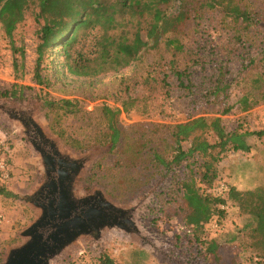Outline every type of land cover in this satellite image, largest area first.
<instances>
[{
  "label": "rangeland",
  "instance_id": "rangeland-1",
  "mask_svg": "<svg viewBox=\"0 0 264 264\" xmlns=\"http://www.w3.org/2000/svg\"><path fill=\"white\" fill-rule=\"evenodd\" d=\"M208 2L187 0L191 15L119 71L108 66L97 75H74L57 45L42 62L43 84L34 78L43 19L30 9L12 37L0 23V156L13 158V167L22 170L11 173L8 183L16 195L0 194V261L9 246L22 241L20 230L37 212L25 189L37 182L40 158L36 160L28 145L29 136L23 137L9 120L14 111L27 119L36 113L62 152L91 154L79 180L80 191L101 189L135 223L128 229L111 227L115 230L100 236L89 234L52 264H76L101 255L116 264H258L261 258L252 234L256 220L228 199V191L231 186L241 191L264 186V84L257 81L264 67V0H238L254 17L253 24L243 28ZM162 8L176 16L181 0ZM141 17L147 28L150 17ZM139 19L124 18L132 23ZM169 39L183 49L173 43L167 46ZM92 46L86 42L78 47L93 58ZM245 95L252 105L248 109H243ZM64 99L68 103H60ZM107 105L120 109L116 121L121 134L116 142L111 141L103 114ZM197 116H220L227 132L245 134L251 146L245 151L235 150L231 142L227 145L217 163L218 179L206 189L226 199L223 211L215 214L219 228L212 226L211 218L198 232L185 224L181 184L190 178L189 163L202 157L196 153L168 170L153 159V150L159 147L171 160L170 126ZM209 140L213 143L217 137L211 134ZM189 146V141L183 142L185 150ZM221 184L228 190H221ZM211 242L218 245L215 252L209 249Z\"/></svg>",
  "mask_w": 264,
  "mask_h": 264
},
{
  "label": "trees",
  "instance_id": "trees-1",
  "mask_svg": "<svg viewBox=\"0 0 264 264\" xmlns=\"http://www.w3.org/2000/svg\"><path fill=\"white\" fill-rule=\"evenodd\" d=\"M172 0H0V23L6 34L12 37L17 25L21 23L27 12L32 9L34 16L43 19L39 29L40 42L37 45V59L34 78L38 84L45 82L42 75V62L45 54H52L55 46L59 55L64 59L68 71L77 76H93L102 73L106 67H112L114 71L128 66L134 61L143 48L157 46L160 36L183 21L190 14L187 0H181V8L176 16L168 15L163 4ZM209 7L219 6L228 16H232L241 27L253 24L251 16L243 3L238 0H209ZM139 16L138 22L132 23L124 20L125 16ZM151 21L145 28L146 20ZM129 25L130 28H127ZM143 25V26H142ZM101 29V30H99ZM132 30V32H131ZM97 32V34L93 32ZM93 43V58L79 46L80 43ZM175 44L177 49L183 46L174 39H169L167 46ZM85 47V45H84ZM54 53V52H53ZM264 61V58H262ZM264 66V64H263ZM181 77V73L177 72ZM257 81L264 84V67L258 72ZM8 92H5V94ZM69 100H61L66 104ZM243 109L252 105L248 96L242 98ZM53 103L52 105H54ZM119 108L111 106L103 107V114L107 118L110 129L111 141L116 142L120 138L121 131L117 125ZM171 142L168 144L174 151L171 160L160 151L159 147L153 150V159L159 161L165 169H170L173 164H180L191 155L199 154L201 161L194 160L189 163L191 168L190 178L181 184L182 204L181 211L185 216V224L198 232L203 230L205 224L223 210L221 203L226 202L221 196H214L206 192L218 179L217 163L231 142L235 150L249 151L251 146L245 140L243 133H229L223 125L220 116H197L185 122L170 126ZM261 133V132H258ZM215 135L217 141L211 142L210 135ZM189 141L187 150L183 142ZM219 149L216 151L215 149ZM169 148V147H168ZM7 163L10 172L14 173L13 158L0 156ZM200 174L199 179L193 173ZM12 180V179H11ZM0 178V194L16 195L8 189V183ZM204 185L202 187L200 184ZM228 199L235 202L240 209L253 216L256 224L252 229L255 239L254 248L259 259L258 264H264V186L241 191L231 186L228 191ZM218 245L211 242L209 249L215 252ZM91 260L99 264H116L113 258L107 255L93 257ZM89 260H78L76 264H89Z\"/></svg>",
  "mask_w": 264,
  "mask_h": 264
},
{
  "label": "water",
  "instance_id": "water-1",
  "mask_svg": "<svg viewBox=\"0 0 264 264\" xmlns=\"http://www.w3.org/2000/svg\"><path fill=\"white\" fill-rule=\"evenodd\" d=\"M9 120L19 128L23 137H28V145L38 156V180L30 189L31 198L46 182V168L50 155L53 152L61 156V164L68 165V169H58L59 179L48 181L51 195L46 202L29 201L37 209L36 215L30 223L20 230L22 241L9 246L3 261L0 264H52L67 250L74 247L82 238L89 234L98 233L99 236L106 230L119 228L128 229L126 225L113 224L111 213L123 212L122 207L111 202L105 193L97 188L92 192L80 191L79 180L87 169L91 154L76 156L71 151L62 152L58 144L51 139L37 114H30L27 119L23 114L10 112ZM32 125L34 131L31 130ZM36 134L33 138L28 134ZM37 136H40V141ZM70 163L71 165H69ZM130 224L135 225L132 220ZM115 230V229H113Z\"/></svg>",
  "mask_w": 264,
  "mask_h": 264
},
{
  "label": "flooded vegetation",
  "instance_id": "flooded-vegetation-1",
  "mask_svg": "<svg viewBox=\"0 0 264 264\" xmlns=\"http://www.w3.org/2000/svg\"><path fill=\"white\" fill-rule=\"evenodd\" d=\"M28 134H31V131L28 130ZM45 152L50 155L51 157H49L48 163L45 164L46 168L43 169V172L46 173V180H45V184L35 192L33 199L37 202H46V198H48L51 195V191L49 190V186L47 185L49 182L53 179H56V181L59 179V174H58V169H68L69 167H67L68 165L65 166V164H61L62 160H61V156H57L55 155L53 152H49L48 150L45 149ZM69 165H71L70 163H68ZM109 213H111L112 219H115V222L113 223L115 224H120V225H126L129 226L128 228L131 227V225H129V221L131 219V217L125 212H119V213H114L113 211H109Z\"/></svg>",
  "mask_w": 264,
  "mask_h": 264
},
{
  "label": "built area",
  "instance_id": "built-area-1",
  "mask_svg": "<svg viewBox=\"0 0 264 264\" xmlns=\"http://www.w3.org/2000/svg\"><path fill=\"white\" fill-rule=\"evenodd\" d=\"M0 178L4 181H8L11 179V172L9 170V166L7 165V163L5 161H3L1 158H0ZM221 190H224V191H227L228 190V187L224 184H221ZM225 206L222 205V208H224ZM2 216L0 215V221L2 220L1 218ZM218 217L217 216H214L212 218V226L218 230L219 228V224H218ZM89 264H99L97 261L95 260H91Z\"/></svg>",
  "mask_w": 264,
  "mask_h": 264
},
{
  "label": "crops",
  "instance_id": "crops-1",
  "mask_svg": "<svg viewBox=\"0 0 264 264\" xmlns=\"http://www.w3.org/2000/svg\"><path fill=\"white\" fill-rule=\"evenodd\" d=\"M14 168V167H13ZM15 169V168H14ZM16 170V171H15ZM14 170V173H15V175H17V173L16 172H19V170H21V169H19V168H17V169H15ZM21 172H22V170H21ZM35 173H37V175H39V170H38V167L37 168H35ZM37 180H38V177H37ZM31 184V183H30ZM34 186V185H33ZM33 186H31V185H28L27 184V186H26V189H25V195H28V194H30V189L33 187ZM17 190V189H16ZM14 193V192H13ZM16 194V193H15Z\"/></svg>",
  "mask_w": 264,
  "mask_h": 264
}]
</instances>
